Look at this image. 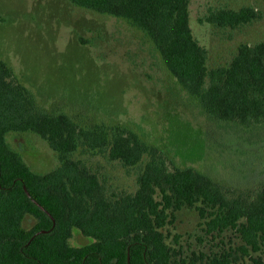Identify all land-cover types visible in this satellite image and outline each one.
I'll list each match as a JSON object with an SVG mask.
<instances>
[{
  "label": "trees",
  "instance_id": "trees-1",
  "mask_svg": "<svg viewBox=\"0 0 264 264\" xmlns=\"http://www.w3.org/2000/svg\"><path fill=\"white\" fill-rule=\"evenodd\" d=\"M67 1L141 30L209 120L264 121V39L239 43L228 63L211 67L190 26V0ZM255 18L253 7L242 6L208 8L203 20L234 28ZM25 132L47 141L53 168L33 170L11 144V135ZM111 163L134 176L132 188L109 181L101 168ZM185 207L197 211L211 238L235 231L237 246L181 257L177 235L173 245L165 229ZM74 228L89 240L71 244ZM235 253L248 257L244 264H264V181L251 196L227 195L205 172L171 167L130 126L42 111L0 58V264H237Z\"/></svg>",
  "mask_w": 264,
  "mask_h": 264
},
{
  "label": "rangeland",
  "instance_id": "rangeland-1",
  "mask_svg": "<svg viewBox=\"0 0 264 264\" xmlns=\"http://www.w3.org/2000/svg\"><path fill=\"white\" fill-rule=\"evenodd\" d=\"M242 6L256 12L248 24L218 27L203 20L208 8ZM189 16L211 67L228 63L239 43L264 39V0H190ZM0 58L10 65L14 80L32 90L42 111L66 112L80 124L130 126L161 148L171 167L203 171L227 195L251 196L264 181V121L219 125L209 120L151 40L126 19L67 0H0ZM9 140L33 170L57 164L56 153L40 136L25 132ZM101 170L112 184L133 187L134 176L116 163ZM201 223L197 211L185 207L166 227L169 243L175 245L177 235L181 257L239 243L235 231L211 238ZM88 240L73 229L71 244ZM235 254L237 264L248 259Z\"/></svg>",
  "mask_w": 264,
  "mask_h": 264
}]
</instances>
